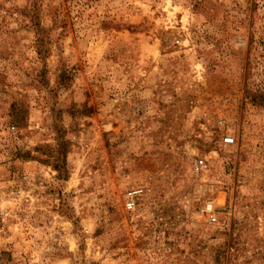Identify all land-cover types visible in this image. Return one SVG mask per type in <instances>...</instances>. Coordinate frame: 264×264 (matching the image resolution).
<instances>
[{"label": "rangeland", "instance_id": "rangeland-1", "mask_svg": "<svg viewBox=\"0 0 264 264\" xmlns=\"http://www.w3.org/2000/svg\"><path fill=\"white\" fill-rule=\"evenodd\" d=\"M0 207L29 264H264V0H0Z\"/></svg>", "mask_w": 264, "mask_h": 264}, {"label": "built area", "instance_id": "built-area-1", "mask_svg": "<svg viewBox=\"0 0 264 264\" xmlns=\"http://www.w3.org/2000/svg\"><path fill=\"white\" fill-rule=\"evenodd\" d=\"M226 120L224 118L219 120V123L221 125H224ZM234 137L231 133H225L222 135V143L225 145H232L234 144ZM207 162L206 159L198 158L194 160L193 163V171L195 173H201L206 169ZM144 187H140L133 190H127L124 195V207L128 211H134L137 206V200L138 197L141 196V194L144 193ZM2 209V207H0ZM205 211L210 215L211 220L214 222L216 220L214 216V208H213V202L207 201L205 206ZM4 212L0 211V264H4L3 261V255L9 254L13 259L16 260L18 264H29L32 261H36L39 256V243L35 238H32L29 244V247L27 250L24 248H13V249H7L6 244L1 242V239L3 236L7 233L8 229L6 226V216L3 214Z\"/></svg>", "mask_w": 264, "mask_h": 264}]
</instances>
